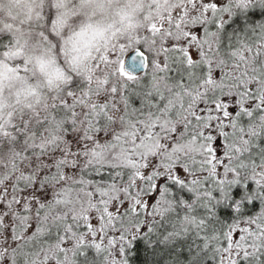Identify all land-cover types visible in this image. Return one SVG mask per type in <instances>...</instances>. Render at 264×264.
I'll list each match as a JSON object with an SVG mask.
<instances>
[{
    "label": "snow or ice",
    "instance_id": "obj_1",
    "mask_svg": "<svg viewBox=\"0 0 264 264\" xmlns=\"http://www.w3.org/2000/svg\"><path fill=\"white\" fill-rule=\"evenodd\" d=\"M140 242L264 264V0H0V264Z\"/></svg>",
    "mask_w": 264,
    "mask_h": 264
},
{
    "label": "trees",
    "instance_id": "obj_2",
    "mask_svg": "<svg viewBox=\"0 0 264 264\" xmlns=\"http://www.w3.org/2000/svg\"><path fill=\"white\" fill-rule=\"evenodd\" d=\"M262 10H256L254 18L260 16ZM229 221L225 218V223L223 225L224 229L227 230ZM241 227L243 225H240ZM130 264H149L153 260L152 255L149 251L145 249V246L142 242L134 245L133 249L129 253Z\"/></svg>",
    "mask_w": 264,
    "mask_h": 264
},
{
    "label": "water",
    "instance_id": "obj_3",
    "mask_svg": "<svg viewBox=\"0 0 264 264\" xmlns=\"http://www.w3.org/2000/svg\"><path fill=\"white\" fill-rule=\"evenodd\" d=\"M133 66H135V65L133 64Z\"/></svg>",
    "mask_w": 264,
    "mask_h": 264
}]
</instances>
